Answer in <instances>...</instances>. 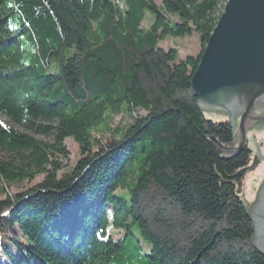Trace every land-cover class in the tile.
Listing matches in <instances>:
<instances>
[{"label": "trees", "instance_id": "16d2710c", "mask_svg": "<svg viewBox=\"0 0 264 264\" xmlns=\"http://www.w3.org/2000/svg\"><path fill=\"white\" fill-rule=\"evenodd\" d=\"M225 1L0 0V264H264L238 188L249 149L219 155L234 131L190 87ZM194 31L198 56L160 44ZM65 137L79 148L67 169L54 158ZM109 163L110 194L72 208L82 236L68 254L42 229L70 224L55 223L51 194L9 190L39 178L27 191L73 185L68 201Z\"/></svg>", "mask_w": 264, "mask_h": 264}, {"label": "water", "instance_id": "95a60500", "mask_svg": "<svg viewBox=\"0 0 264 264\" xmlns=\"http://www.w3.org/2000/svg\"><path fill=\"white\" fill-rule=\"evenodd\" d=\"M198 107L227 112L232 127L239 113L234 143L228 149L216 145L220 156L230 157L246 144V131L264 120L256 111L264 101V0H227L191 78ZM254 155L264 159L254 141ZM228 151L229 153H227ZM254 244L264 254V183L250 209Z\"/></svg>", "mask_w": 264, "mask_h": 264}, {"label": "rangeland", "instance_id": "374dc122", "mask_svg": "<svg viewBox=\"0 0 264 264\" xmlns=\"http://www.w3.org/2000/svg\"><path fill=\"white\" fill-rule=\"evenodd\" d=\"M156 1L159 2L161 0H156ZM224 4H222V8L224 7ZM222 11H223V9H222ZM147 16H149V17H147ZM151 21H152V18L148 14L145 16V18H143L142 24H143V26L148 25L149 22H151ZM160 44L164 47H175L177 49L178 55L181 57H184L187 54H190L191 56H198V53L201 49L200 37H199L197 31H194L193 33H191V35L189 34V35L182 36V37L181 36H175L174 37V36L167 35L164 37V39L161 41ZM200 58H201V55L199 56V61H200ZM199 61H198V63H199ZM198 63H197V66H198ZM197 66H196V68H197ZM196 68H195V70H196ZM190 87L192 90L191 81H190ZM193 94H194V92H193ZM194 96H195V94H194ZM195 97L198 100V97L197 96H195ZM202 110H204V112L207 116L213 118L216 121H224L225 119L227 121L229 120V116H228L227 112H225L223 109H219V108L204 109V108H202ZM257 111H259L258 107H257ZM234 116L232 118V122L234 124V127H233L234 138H233L232 142L227 143V144H225V143L217 144L218 146H220L223 149H228L232 146V144L234 143L236 133L238 132L237 126L239 124V120L237 117H239V113L235 117ZM119 118H120V113L116 115L115 120H117ZM27 131H29V130H27ZM36 136L39 138L51 141V142L53 141V137H51V136L46 137V136L41 135V134H36ZM246 136H247L246 141H245L246 144H244L238 152H234V154L231 155L230 157H223V156H221V157L233 158L236 155H238L244 148L249 149L248 153L251 154V157L253 159L250 160V163L247 165L246 169L243 171V175H242V178H241V181H240L238 188L242 194V198L244 200V203L247 205L249 213H250L251 206L254 204V202L256 200L260 186L264 183V159L258 158L254 155V153L256 152V146L254 144L255 140H256L259 148H260V153L262 155H264V124H262V121H259L255 124L251 125L250 127H248V129L246 131ZM63 143H64V145L68 151L67 156H63L61 154L55 153L56 157L54 156V158L59 159L58 161H60L62 163L63 168L67 169V167L73 166L74 163H76V161L78 160L79 148L77 146V143L70 137H65ZM6 152L0 149V159H7ZM7 153L9 154V152H7ZM105 153H106V151L101 153L97 158L104 156ZM107 165L104 167L103 171H99L102 177L87 178L88 180H85L86 182H85L84 187L80 186L81 190H78V192L81 191V193L79 195H71L70 194L72 197L68 201L64 198L65 195L63 197H61L60 193L68 192V190H70V188L73 185H69L66 188L63 187L62 189L57 188L54 185H47V186H44L43 188H39L36 192L27 191V189L30 188V186L33 185L36 181H38L39 178H34L31 181H27V179H24L21 182L14 181L9 190L12 193L26 191V193L24 194V197H22V200H28V199L34 198L40 194H42V195L51 194V195H46V196H48V198L51 200L50 202H52V204L53 203L55 204V206H54L55 209H53V213H52L56 217V220L54 219L55 223L58 222V220L60 222L63 221V219L58 217V214L60 213V215L63 216L64 219H66V218L69 219L70 229L72 227H74V229L72 228L71 230L67 231V229H69V227H68L66 229L64 228V229L58 230L54 226H52L53 228H51L50 226L48 227V226H45L44 224H42V229L51 230V233L54 234L53 238H56V239H54L52 241H48V242H50L53 246H56L57 244L61 245L63 247V249L60 252L62 254H65V253L68 254V253H70L69 244H73L75 242L76 238L82 236L81 233H80V236L76 235V234H78V228H79V227H77V224H79V216H77V211H76L77 209L72 210V208L76 207L77 205H82L83 208L85 209L84 212H87L88 210L90 211V209H93L92 207H95L93 202L98 198L105 199L107 197V195L110 194V189H113V187H114V180L112 179V177L115 175L116 170L113 169V166H114L113 164L109 163ZM87 167L89 168L90 165ZM87 170L88 169L84 170L83 172H86ZM251 174H254V175L251 176ZM80 177L78 179H80ZM78 179L73 181L72 184H75L78 181ZM97 179H100V181H97ZM89 180L92 182L91 184H90ZM83 188H85V192L82 190ZM116 191H118V190H116ZM4 194L5 193L0 192V199L5 198ZM52 195H54V196H52ZM9 212H10V210L4 212L3 215L6 216L9 214ZM60 231H62V232L60 233ZM73 233H74V237H75L73 239V241L69 240L67 236L66 237L63 236V234H70L69 238H71ZM117 235H119V234H117ZM60 238H62V240H64V241H61V242L55 241V240H60ZM61 246H59V247H61Z\"/></svg>", "mask_w": 264, "mask_h": 264}, {"label": "bare ground", "instance_id": "6f19581e", "mask_svg": "<svg viewBox=\"0 0 264 264\" xmlns=\"http://www.w3.org/2000/svg\"><path fill=\"white\" fill-rule=\"evenodd\" d=\"M191 78H192V75H191V77H190V81H191ZM257 107H258V110H259L260 112H261V111H264V101H259V102H258V104L256 105V111H257ZM237 114H238V113H236V112L234 113L235 116H236ZM234 115H233V116H234ZM206 116H207V115H206ZM235 116H234V117H235ZM207 117H209V116H207ZM239 117H240V115H239ZM239 117H237L238 120L240 119ZM209 118H211V117H209ZM0 120H1V121H4L3 118H0ZM228 123L231 125V123L229 122V120H228ZM262 124H264V120L262 121ZM231 127H232V125H231ZM232 129H233V127H232ZM233 131H234V129H233ZM252 159H253V158H252ZM252 175H254V174H251V176H252ZM251 176H250V177H251Z\"/></svg>", "mask_w": 264, "mask_h": 264}]
</instances>
